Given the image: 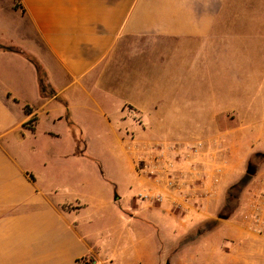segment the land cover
<instances>
[{
  "label": "crops",
  "instance_id": "obj_1",
  "mask_svg": "<svg viewBox=\"0 0 264 264\" xmlns=\"http://www.w3.org/2000/svg\"><path fill=\"white\" fill-rule=\"evenodd\" d=\"M224 3L0 0V26L8 22V9L30 25L38 43L31 54L55 90H41L27 51L12 40L0 42V264H192L194 248L220 252L226 234H252L242 216L248 190L241 193L235 227L221 216L227 189L251 156L264 151L262 136L251 139L246 128L236 127L252 117V102L243 111L204 89L221 85L206 71L222 68L223 47L216 40L223 32L215 27ZM130 48L152 62L114 64V56ZM115 67L119 76L112 80ZM154 71L165 79H154ZM95 87L118 100L97 99ZM190 88L197 94L187 93ZM69 89L71 96L61 97ZM94 105L108 120H128L125 128L132 129L120 139L127 142L125 160H102L99 173L88 159ZM139 130L158 138H137ZM157 143L171 146L164 158L183 174L174 190L136 170L135 157L154 156ZM156 212L181 226L174 230L160 219L170 232L166 257L153 250L150 237L134 239L143 222H158ZM207 224L213 227L203 233ZM195 230L198 238L189 240Z\"/></svg>",
  "mask_w": 264,
  "mask_h": 264
},
{
  "label": "rangeland",
  "instance_id": "obj_2",
  "mask_svg": "<svg viewBox=\"0 0 264 264\" xmlns=\"http://www.w3.org/2000/svg\"><path fill=\"white\" fill-rule=\"evenodd\" d=\"M10 10L6 12L8 19L7 23H3L4 26H0V42L5 40H12L13 43L20 47V49L28 52L27 55L37 59L32 53L38 43L36 38L30 29V25L20 20L16 15L11 16ZM215 30L223 32L222 38L217 39L216 42H221L223 47L222 54V68L216 72L206 71L207 79L213 75L218 81L220 79L221 85L216 84L214 87L206 85V95H217L221 98H228L232 102H236L237 106L243 111H249L247 104L253 106L252 117L244 119L242 122H238V129L246 128L249 137L262 136L261 140H264V0H225L219 19L216 24ZM133 46V43L128 45ZM173 57L170 58L172 61ZM38 60V59H37ZM39 61V60H38ZM163 61V60H161ZM182 61V59H180ZM180 61H178L180 63ZM126 65H146L151 63L149 56H136L132 48L128 49L125 53L117 54L114 56V64L119 63ZM41 64V63H40ZM43 67V66H42ZM44 69V68H43ZM45 78H47L46 71L44 69ZM154 79H165V76L158 75L157 71L153 72ZM112 80H117L119 76V70L115 67L109 75ZM141 78L142 77H138ZM74 86L72 89L77 88ZM71 89V90H72ZM71 90H67L61 95V97H70ZM197 89L190 88L187 93L190 95L197 94ZM55 91L51 85H47V92ZM93 94L97 99H109L110 101L118 100V95L109 94L103 92L102 89L95 87ZM78 93V90H77ZM247 108V109H246ZM104 117L98 107L94 105V111L92 117L89 119L92 124L91 133L88 137L93 142L94 151L92 156L89 155L88 159L94 163L95 170L99 173L100 161L111 160H125L127 153L125 151V139H128L127 132L131 133L132 129L125 128V124L128 120H122L120 117ZM108 121L112 123L109 125ZM138 123V120H133ZM127 126V125H126ZM260 133V134H259ZM86 134L82 136L85 139ZM137 138H158L156 135L148 134L143 130L135 132ZM125 138L122 142L120 139ZM241 136H238V141L241 140ZM80 156V153H77ZM248 166L253 167L255 172L247 176ZM247 176V177H245ZM264 177V151L254 153L247 163V167L240 174L239 180L243 179L246 182L242 192H248V198L254 193L257 185V178ZM241 192V193H242ZM133 190L130 191V196L133 195ZM241 201V194L238 200V205L234 209V212L224 210L223 215H230L228 219L229 227H235L238 207ZM154 212V211H153ZM232 213V214H231ZM154 214V213H152ZM223 217V216H222ZM156 221L143 222V227L140 229V235L135 236L140 240L144 237L151 238V245L153 250L161 251V254L166 257L170 251V232L164 230L162 220H165L170 224L171 219L165 218L156 212ZM163 218L162 220H160ZM174 226V230H180V224L173 220L171 221ZM220 222V221H219ZM224 222V221H222ZM162 223V225L160 224ZM212 224L203 226L202 232H207L211 229ZM222 229H217L218 235L222 234ZM174 236V234H173ZM198 232L195 230L187 235L189 240H196L198 238ZM213 236V235H212ZM219 236V235H218ZM141 237H143L141 239ZM173 238V237H172ZM220 238V237H218ZM222 251L217 252L214 246L205 248L201 246L194 248L191 254H196L198 257L194 259L192 264H264V237L255 234L248 235L243 238L236 232L228 233L224 236ZM217 239L215 243H217ZM214 242V238L210 237L209 244ZM197 244V243H195ZM208 244V243H207ZM184 253V252H183ZM190 254V250L187 252Z\"/></svg>",
  "mask_w": 264,
  "mask_h": 264
},
{
  "label": "built area",
  "instance_id": "obj_3",
  "mask_svg": "<svg viewBox=\"0 0 264 264\" xmlns=\"http://www.w3.org/2000/svg\"><path fill=\"white\" fill-rule=\"evenodd\" d=\"M131 139L134 137L131 135ZM158 152L154 156L146 158L144 155L135 157V167L137 172L147 174L153 180L163 185L168 191L178 187L179 182L183 177L182 172L177 169L174 163L164 158L163 151L165 148H170V145L164 146L157 143ZM197 151V149H195ZM183 180V179H182ZM256 190L247 200L246 211L243 213V222L245 227L252 234L264 237V177L257 178ZM142 198H154L161 200V193L140 192Z\"/></svg>",
  "mask_w": 264,
  "mask_h": 264
},
{
  "label": "trees",
  "instance_id": "obj_4",
  "mask_svg": "<svg viewBox=\"0 0 264 264\" xmlns=\"http://www.w3.org/2000/svg\"><path fill=\"white\" fill-rule=\"evenodd\" d=\"M15 7L16 8H21L24 11L23 7L20 6L19 2H17L15 4ZM1 47H3V46H1ZM3 48L9 49V50H14V51H19V50H17L14 47H3ZM26 57L31 62H33V64L37 68L41 90L47 92V85L48 84L46 82V78H45V75H44L45 73H44V69H43L42 65L40 64V62L37 59H35V58H33V57L29 56V55H27ZM247 176L249 177L250 173H247ZM247 176H245V177H247ZM245 185H246V182H244L243 179H240V180L236 181L234 184H232L231 186H229V188L227 189V192H226L225 203H224L223 209L221 211V216H223L225 218L230 217V215H228V214L227 215H223L224 210H228L229 209L228 210L229 212H234V209L238 205V200L240 198V194H241L243 188L245 187Z\"/></svg>",
  "mask_w": 264,
  "mask_h": 264
},
{
  "label": "water",
  "instance_id": "obj_5",
  "mask_svg": "<svg viewBox=\"0 0 264 264\" xmlns=\"http://www.w3.org/2000/svg\"><path fill=\"white\" fill-rule=\"evenodd\" d=\"M254 172L255 170L253 169V167L248 166L247 173L253 174Z\"/></svg>",
  "mask_w": 264,
  "mask_h": 264
}]
</instances>
